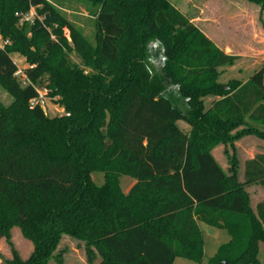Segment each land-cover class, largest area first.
Instances as JSON below:
<instances>
[{
    "label": "trees",
    "instance_id": "trees-1",
    "mask_svg": "<svg viewBox=\"0 0 264 264\" xmlns=\"http://www.w3.org/2000/svg\"><path fill=\"white\" fill-rule=\"evenodd\" d=\"M86 1L96 6L94 44L49 0H0V36L10 42L0 50V85L14 99L0 112V239L18 227L35 246L12 264H49L65 236L84 243L88 264H202L204 224L231 236L209 264H263L264 199L252 207L248 188L264 192V153L245 163L241 181L229 149L245 136L264 141V65L226 90L216 71L237 57L168 0ZM245 1L264 10V0ZM31 8L44 20L20 26L17 14ZM11 42L31 63L25 82ZM73 50L90 74L72 66ZM154 52L166 59L156 78ZM43 88L60 117L31 108ZM209 97L218 99L206 108ZM220 143L231 145L228 170L213 155ZM98 171L102 187L91 180ZM121 177L136 181L128 194Z\"/></svg>",
    "mask_w": 264,
    "mask_h": 264
},
{
    "label": "rangeland",
    "instance_id": "rangeland-1",
    "mask_svg": "<svg viewBox=\"0 0 264 264\" xmlns=\"http://www.w3.org/2000/svg\"><path fill=\"white\" fill-rule=\"evenodd\" d=\"M49 2L60 6L69 22L77 29H81L87 40L94 44L95 25L94 17H91L90 12L96 10L95 5L91 6L86 0H49ZM168 2L198 27L219 50L228 56L237 57L233 65L220 67L216 71L218 73L217 82L227 87L226 90H229V86L234 81L242 84L247 83L263 67L264 10L259 6L245 0H168ZM64 30L65 37L70 43V32L68 29ZM11 43L13 45L11 58L16 63L18 70L24 73L31 63L28 62L27 57L23 56V51L20 50L22 47L16 46L14 42ZM155 47L156 44L153 43L150 49L152 53ZM67 56L73 67L85 69L87 74L91 73L85 68L84 61L75 50L67 53ZM165 60L162 56L155 55L149 69L153 78H156L157 74H162ZM38 90L41 93L46 92L48 96L46 104L42 108L45 114L50 118H56L65 113L63 107L56 103L58 98L51 96V91H45L44 88ZM169 91L174 92L175 108L184 113L189 112L187 100L174 89ZM217 99L215 97L206 98V108H209ZM13 105L14 99L0 85V112ZM178 126L188 134L192 130L184 122H179ZM226 146L231 147V145L220 143L213 149L215 160L220 162L223 168L227 167L228 163L225 154ZM232 147L235 148V151L233 152L230 148V156L235 154L239 161L247 159L251 154L264 153V141L255 136L238 139ZM225 170L227 169L225 168ZM91 180L97 187H102L105 184L104 174L100 171L92 173ZM120 181L125 194H128L136 183L129 177H121ZM248 193L251 196V206L254 207L255 201L260 199L262 194L257 187L249 189ZM200 230L205 251V260L202 264H209V260L216 256L221 246L227 244L230 238L227 231L217 230L205 224L200 225ZM9 237L4 236L3 239H0V264H12L16 258L23 262L28 261L33 254L34 243L27 239L18 227H13ZM259 246V259L264 264V243H260ZM57 252L58 254L49 264H88L84 243L69 236H65ZM173 264L197 263L177 258Z\"/></svg>",
    "mask_w": 264,
    "mask_h": 264
},
{
    "label": "built area",
    "instance_id": "built-area-1",
    "mask_svg": "<svg viewBox=\"0 0 264 264\" xmlns=\"http://www.w3.org/2000/svg\"><path fill=\"white\" fill-rule=\"evenodd\" d=\"M31 11L29 13L26 14H17V17L19 19V25L20 26H24V24H34L36 21L42 22L44 20V17H39L37 10L35 8H31ZM52 40L55 41V37L51 36ZM7 44H9V41H4L1 36H0V50H4L5 47L7 46ZM16 77L20 78L21 80H23L25 82V75L24 73H22L21 71L18 70V72L16 73ZM47 91V90H45ZM38 93V98L34 99L30 102L31 108H34L36 106H40L41 108L44 107V105L46 104L47 101V94L46 92H39V90L37 91ZM67 116H70L69 114Z\"/></svg>",
    "mask_w": 264,
    "mask_h": 264
},
{
    "label": "crops",
    "instance_id": "crops-1",
    "mask_svg": "<svg viewBox=\"0 0 264 264\" xmlns=\"http://www.w3.org/2000/svg\"><path fill=\"white\" fill-rule=\"evenodd\" d=\"M257 154V153H256ZM256 154H251L247 159H245V160H240V177H241V181H243V179H244V177H243V175H242V172H243V168H244V165H245V163L247 162V161H250V160H253L254 159V157H255V155ZM228 160V159H227ZM218 163H220V162H218ZM222 165V164H221ZM223 167V166H222ZM227 170L230 168V165H229V160H228V163H227V167H225ZM224 168V169H225ZM255 187H257L258 189H259V191L261 192V194H262V196H261V198L260 199H258V200H256L255 201V203H254V207H255V205L259 202V201H261V200H263L264 199V192H263V190L260 188V187H258V186H255ZM255 187H250V188H248V190L249 189H252V188H255ZM228 235H229V233H228ZM229 238H230V240L227 242V243H229L230 241H231V236L229 235ZM259 256H260V254H259Z\"/></svg>",
    "mask_w": 264,
    "mask_h": 264
}]
</instances>
